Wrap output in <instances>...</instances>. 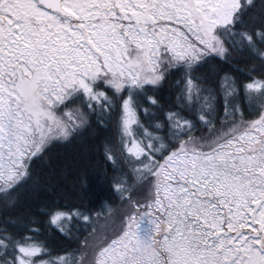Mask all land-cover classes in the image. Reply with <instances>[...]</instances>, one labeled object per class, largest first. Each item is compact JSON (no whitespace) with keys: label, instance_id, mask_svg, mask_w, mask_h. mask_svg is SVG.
<instances>
[{"label":"snow or ice","instance_id":"obj_1","mask_svg":"<svg viewBox=\"0 0 264 264\" xmlns=\"http://www.w3.org/2000/svg\"><path fill=\"white\" fill-rule=\"evenodd\" d=\"M0 264H264V0H0Z\"/></svg>","mask_w":264,"mask_h":264},{"label":"trees","instance_id":"obj_2","mask_svg":"<svg viewBox=\"0 0 264 264\" xmlns=\"http://www.w3.org/2000/svg\"><path fill=\"white\" fill-rule=\"evenodd\" d=\"M71 176H72V171L71 169H69V172H68V183L69 184L71 183Z\"/></svg>","mask_w":264,"mask_h":264}]
</instances>
